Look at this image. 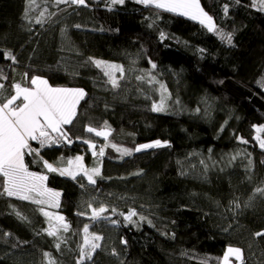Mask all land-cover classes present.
I'll list each match as a JSON object with an SVG mask.
<instances>
[{
    "label": "trees",
    "instance_id": "1",
    "mask_svg": "<svg viewBox=\"0 0 264 264\" xmlns=\"http://www.w3.org/2000/svg\"><path fill=\"white\" fill-rule=\"evenodd\" d=\"M200 2L218 29L232 34L231 45L136 0H86V7L35 0L27 16L28 0H0V75L7 77L0 78V103L13 95L14 84L30 87L32 76L86 93L74 122L64 126L72 143L55 149L31 141L39 155H24L28 170L47 173L46 186L60 193L51 217L40 211L48 212L44 204L0 195V264H77L85 225L102 243L82 264H221L229 246L242 250L236 264H264V236H255L264 230V194L255 191L264 189V149L256 139L264 140L257 131L264 126V11L260 0ZM7 51L15 63L4 58ZM89 57L120 65L119 87ZM149 71L156 83L147 82ZM162 96L165 111L153 112ZM105 122L107 141L85 131ZM85 139L96 144L97 159ZM156 140L167 146L135 152ZM76 156L100 169L95 185L44 168V161L59 168ZM2 185L0 177V193ZM89 203L106 207L107 219L92 220ZM130 209L138 213L134 223L121 215Z\"/></svg>",
    "mask_w": 264,
    "mask_h": 264
},
{
    "label": "snow or ice",
    "instance_id": "2",
    "mask_svg": "<svg viewBox=\"0 0 264 264\" xmlns=\"http://www.w3.org/2000/svg\"><path fill=\"white\" fill-rule=\"evenodd\" d=\"M125 0H112L113 4H124ZM141 4H152L158 9H164L169 12L176 13L181 16H187L192 20H198L201 25L207 28L209 32H216L222 41H227L228 44H232V34L218 31L216 25L211 16L207 15L201 8L199 0H136ZM253 5L256 4V0H252ZM55 4H69L77 6H87L86 0H55ZM35 0H28V7L25 10V16L33 10ZM260 10L264 11V0H260ZM225 14H227L228 7L225 5ZM47 13V9L40 13V17L36 20L37 24L43 23V17ZM49 16L55 15V13L48 14ZM79 27V26H77ZM164 38L161 33V39ZM4 58L16 62V57L10 52L3 53ZM88 61L94 64L97 68L103 71L105 77H107V83H110L113 88L119 87L116 73H120V79L124 78V69L117 64H111L102 60H97L92 57L88 58ZM151 68L155 69L157 66L151 60H149ZM26 78H27V74ZM148 77L147 82L149 84L156 83V78L149 71L146 73ZM0 78L7 79L6 76L0 75ZM138 80H145V76H138ZM30 87H22L21 84H14L12 87L15 89V94L6 100V102L0 103V177H3V192L0 195L6 194L8 197H15L20 200H30L34 204L43 205L48 204L50 207H59V192L48 189L44 181L47 180V176L39 173L30 172L25 165L24 155L25 151L31 153L35 151L39 155V150H33L29 144V141H39L40 146L58 144L60 142L71 144L72 139L65 131L64 126L71 125L77 116V106L80 101L84 99L86 93L80 88H67V87H53L50 86L46 79L39 76H32L30 78ZM161 89L166 91L163 84L160 85ZM3 85H0V89ZM164 97L161 98V103H153L151 110L153 112L165 111V105L163 103ZM17 101H21L17 105ZM15 105V106H14ZM199 111V109H197ZM223 130V129H221ZM85 131L94 133L97 137H103L105 141L111 134V130L105 122L103 129H97L90 125L85 126ZM257 131H264V126L257 128ZM52 134H56L53 136ZM77 139H81L77 137ZM260 142L261 149H264V140H261L259 136L256 137ZM242 143H247L241 139ZM83 143L87 144L89 149H92V155L96 156L97 152L96 144L90 140H83ZM109 146V145H105ZM115 148V145H110ZM167 146V142H161L156 140L149 144H141L135 148V152H140L150 148H161ZM122 151V155H131L132 150L129 149H117ZM211 151V149H209ZM104 147L99 148V156H104ZM235 157H233L234 159ZM82 156H76L74 160H69L67 168L54 167L47 161H44V168L49 172H59L61 176H71L73 179L80 174L86 177L88 184L95 185V177L101 175L100 169L94 167L88 169L84 167ZM203 163V161H201ZM139 174V173H137ZM81 187H84L81 184ZM257 193L264 194V189L257 188ZM240 207L239 203L235 205ZM248 206V205H245ZM88 208L91 209V219H107L103 214L108 211L104 206L95 208L92 204H88ZM46 217H51V214L40 209ZM115 212V209H112ZM83 215V213H80ZM21 219H26L19 212L16 213ZM124 216V220L128 223H134L133 217L138 213L135 209H130L127 214L121 213ZM56 220L63 221L62 216H56ZM141 221L145 220L144 216H140ZM115 224L116 221H111ZM151 224V221H148ZM64 231H68V225L63 223L60 225ZM85 233L84 243L80 246V258L77 260V264H82L84 260L92 259L93 252L100 247L97 243L102 239L99 235H94L91 239L88 237V225L84 226ZM4 235H10L5 233ZM48 236H57V230H48ZM256 237L264 236V230L255 233ZM122 243L127 241L122 240ZM57 248L60 244L56 245ZM113 251V255H115ZM45 257H49V253H44ZM230 257H233L236 261L242 260V250L240 248H233L229 246L224 253L221 264H230ZM49 264H54L49 260Z\"/></svg>",
    "mask_w": 264,
    "mask_h": 264
},
{
    "label": "rangeland",
    "instance_id": "3",
    "mask_svg": "<svg viewBox=\"0 0 264 264\" xmlns=\"http://www.w3.org/2000/svg\"><path fill=\"white\" fill-rule=\"evenodd\" d=\"M199 3H200V6H201V8L203 9V7H202V5H201V2H200V0H199ZM148 5H152V4H148ZM153 7H154V9H156V10H158V11H161V12H165V13H169V14H172V15H176V16H179L181 19H184L185 21H188V22H192V23H195V24H198V25H201L200 23H199V21L198 20H192V19H190V18H188L187 16H181V15H178V14H176V13H173V12H169V11H166V10H164V9H158V8H156L154 5H152ZM204 10V9H203ZM205 13H207V12H205ZM207 15H209L208 13H207ZM210 16V15H209ZM213 19V18H212ZM214 21V20H213ZM201 26H203V25H201ZM204 27V26H203ZM206 28V27H205ZM216 28H217V30L218 31H221L220 29H218V27L216 26ZM207 29V28H206ZM209 32V31H208ZM211 34H213V35H217L216 34V32H210ZM218 36V35H217ZM219 37V36H218ZM15 94V89H14V93H13V95ZM11 97V96H10ZM9 97V98H10ZM8 99V98H7ZM6 99V100H7ZM6 102V101H5ZM21 103V101H17V104H20ZM15 106V105H14ZM162 142V141H161ZM150 143H152V142H150ZM29 144H30V146H31V141H29ZM147 144H149V143H147ZM32 147V146H31ZM151 149V148H150ZM145 150H147V149H145ZM143 151V150H142ZM29 152L28 151H25V155L26 154H28ZM81 154H84V152H82ZM83 157V156H82ZM75 159V158H74ZM92 159L93 160H95V159H97L96 158V156H95V158H93L92 157ZM69 161V160H68ZM68 161H66V164L63 166V167H59V168H67V167H69V165H68ZM98 161H99V159L97 160V163H98ZM82 163H83V165H84V167H86V168H88V169H91V168H94V167H98V166H96V165H94L93 163L90 165V166H87L85 163H84V158H83V161H82ZM44 164V163H43ZM55 167V166H54ZM45 170L48 172V173H50L46 168H45ZM59 173V172H58ZM43 175H46L47 176V173H44ZM69 177H71V176H69ZM79 177H83V178H85L86 179V177H84L83 176V174H80V175H78L76 178H79ZM72 178V177H71ZM73 179V178H72ZM87 180V179H86ZM44 184H45V186H46V181H44ZM47 187V186H46ZM48 188V187H47ZM49 189V188H48ZM51 190V189H50ZM56 192V191H55ZM59 198H60V196H59ZM60 200V199H59ZM47 208H48V212L52 215V210H54V209H56L57 207H50L48 204H44ZM49 226H50V228L51 229H53V227H52V224L51 223H49ZM94 235H96V234H93V233H91V232H89L88 231V237H89V239H91ZM84 237H85V233H84V231L82 232V234H81V244H80V246L84 243ZM97 243H99L100 244V246H101V243H102V239L100 240V241H98ZM100 248V247H99ZM99 248L98 249H96L94 252H93V254H92V259H93V257H94V255H95V253L99 250ZM227 250V249H226ZM224 256V255H223ZM223 256H222V258H221V262H222V259H223ZM79 258H80V250H79ZM92 259H90V260H92ZM230 259V264H236V263H239V262H241V261H236L233 257H230L229 258ZM90 260H84L82 263H84V262H90Z\"/></svg>",
    "mask_w": 264,
    "mask_h": 264
},
{
    "label": "water",
    "instance_id": "4",
    "mask_svg": "<svg viewBox=\"0 0 264 264\" xmlns=\"http://www.w3.org/2000/svg\"><path fill=\"white\" fill-rule=\"evenodd\" d=\"M60 147H61V145H60V146H55L54 148H55V149H58V148H60Z\"/></svg>",
    "mask_w": 264,
    "mask_h": 264
},
{
    "label": "bare ground",
    "instance_id": "5",
    "mask_svg": "<svg viewBox=\"0 0 264 264\" xmlns=\"http://www.w3.org/2000/svg\"><path fill=\"white\" fill-rule=\"evenodd\" d=\"M55 146H59V144L55 145Z\"/></svg>",
    "mask_w": 264,
    "mask_h": 264
},
{
    "label": "built area",
    "instance_id": "6",
    "mask_svg": "<svg viewBox=\"0 0 264 264\" xmlns=\"http://www.w3.org/2000/svg\"><path fill=\"white\" fill-rule=\"evenodd\" d=\"M52 145H57V144H52Z\"/></svg>",
    "mask_w": 264,
    "mask_h": 264
}]
</instances>
